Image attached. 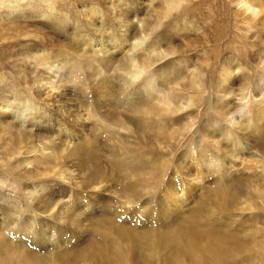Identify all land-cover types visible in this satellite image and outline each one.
<instances>
[{"label": "bare ground", "instance_id": "obj_1", "mask_svg": "<svg viewBox=\"0 0 264 264\" xmlns=\"http://www.w3.org/2000/svg\"><path fill=\"white\" fill-rule=\"evenodd\" d=\"M1 1L4 2L0 0V5H2ZM123 2H125L126 12L133 16H129L131 20L124 13L120 15L118 13L120 19H117L116 14V17H114L116 20H114L113 16L101 12L102 25L100 26L103 28L101 30L96 28L95 25L97 24L95 23L85 26V21L83 24L73 21L74 25L76 24V29H74L76 38L78 34L84 33L83 40L88 42L89 39L90 43L87 44L97 47L98 50L96 51L98 53L93 51L95 54L107 55L121 47L126 49L125 57L127 61L113 68V70L117 69L113 72L118 76L115 81L109 79V77H103L102 81H98L95 75L90 74L88 80L82 81V75H88V72L92 71L94 67L93 61L88 59L85 53L81 55L74 53V57L84 65L82 69L76 64L77 72L72 70L75 65L62 60L63 56L52 55L49 57L47 55V58L42 59L41 64L48 63L49 66L46 65L47 68L49 67V70H46L48 74L44 76L43 73L44 78L36 80L39 85L37 89L39 92L36 91V93L38 96H45L44 102L55 97L60 104L64 101L63 98L74 96L68 90L70 85H73L78 88L76 96L81 97L84 101L87 97L91 98L89 88L95 87V92L102 99L105 107L114 105L116 106L115 109L127 108L132 114L134 113L141 118L148 115V111L152 106L150 98L154 94L156 96L154 100H157L160 104H172L169 94L167 95L168 99L165 101L159 98L160 92H166L164 86L163 89L159 90L156 86V83L157 85L162 84L161 76L159 77L154 73V76L143 78V75H141L149 66L145 62L142 63L136 41L141 34L144 43L147 42L151 28L139 16L138 10L141 8L139 2H136L138 6H135L134 9H130L132 6H130L131 2L129 3L128 0H123ZM81 3H83L86 11L95 13L104 4L102 0H81ZM237 5H241L240 10L243 12L251 13L245 21L248 31L253 30L257 25L264 24L262 4L254 3L252 0H239ZM179 6V0H175L174 9ZM12 9L18 10L17 8ZM7 10L9 11V9ZM53 10L54 7H51L46 10V13L42 9L37 14L27 13L29 18H40L47 22L50 20L47 12L53 13L55 12ZM14 13L15 11L11 12V14ZM59 26L62 27V25ZM131 27L141 28V31L136 33L133 31L131 35ZM118 31H121L119 37L116 36ZM129 36L131 42L129 45L124 46L125 42L129 41ZM93 37L95 41H93ZM46 42L51 43L48 40ZM49 47L51 48L44 46L43 52L53 49L55 45ZM243 59L244 62L239 59L240 62L238 63L226 60L224 64L227 65L222 66L219 71L215 72L218 77L216 84L211 82L210 86L213 89L207 86L204 78L199 80L204 93L209 89L210 92H213V99H216L215 102L217 103L215 106L216 115L228 124L229 131L225 130V132L230 136L223 137L222 134L225 132L221 126H210L204 129L205 133H203L196 127L194 119L189 116L191 122L187 126V132L196 134L200 131L201 136H203L202 140L215 145L222 155L211 151L205 143L207 147H200L198 150L195 147V150H190V153L184 155L187 159L180 158L177 166L175 162H171V158V163L165 160L164 163H168L172 167L171 170L175 178L179 176L178 172H181V183L186 184L179 185L180 180L176 182L173 177V182H169L167 188L163 187L167 189H164V192H166L164 194L161 190L156 193L159 188L157 189L155 186H153L154 188L151 187L152 190H150L147 182L148 178L146 175H142L146 170L140 172L139 168L135 169L136 165L133 166L135 170L130 173L140 172V178H137V176L135 178L138 182L135 183V180L124 177V182H118V179L115 180L118 184L114 188L111 186L112 189L110 190L104 184L109 178L113 184L116 169L119 167L122 170L126 167L124 162L119 161V155L124 150L123 156H131L133 148L123 147V149L120 147L122 145H120L119 139L122 134L131 132L130 126L133 123H130L129 126L128 122L115 118L117 127L113 124L106 127L111 132V136L118 139L117 143L115 142L114 146L110 145L108 150L101 151L95 146L86 147L85 141H83L86 129L84 126L90 122V117L98 116L99 108H92L87 114L83 115L73 114L75 111L71 109L66 116L71 121H65L64 118H57L52 113H47V108L40 107L38 110H43V115L39 114V116L43 119L36 125L40 126L45 123L44 125L54 135V139L48 135L49 139L47 141L38 140L39 136H36L35 131L25 127L26 123L33 122L35 119L32 112L34 102L37 101L15 97L16 95L7 94L6 97L0 93V108L8 110L11 118L18 120L24 126H20L22 128L16 132L15 128H12V131L8 125L0 123L2 150L12 162V165L18 169L20 166L22 167L19 169L22 172V178L28 183L31 182L29 186L31 188L29 193L31 204H29L23 195H17L18 192L6 188V182L0 180V203L3 206L4 219L7 221L0 230V264H264V236H260L261 234L264 235V227L262 229H259L261 227H254V229L249 227L247 230L252 231L245 232V226L241 225L243 220L240 218L249 214V218L259 221L263 217L264 181L260 173L249 176L245 173L244 177L238 179L232 178L234 174L228 175V171L236 167V165L232 166L235 161L241 160L240 163L244 164L246 156L251 154L249 151L253 147V145L246 146L245 135H243V139L242 137L240 139V134L236 135L237 128L241 129L234 112L232 113L236 106L231 109L229 106L231 101L227 100L230 97V84L234 82L236 76L239 78L240 74L249 65L248 59ZM105 66L109 68L107 64ZM134 67H136L134 73L128 72L127 68ZM250 67L254 70L256 68L255 72H257L264 65ZM118 70H123V72L118 73ZM86 82L89 85H86ZM139 82L140 84H138ZM190 95L193 101L197 100L192 94ZM183 104L182 110L189 111L188 106L190 103ZM64 107L61 104L58 106V110L61 109V114H59L61 117L63 116L62 109ZM38 110L34 114H38ZM257 113L259 114L258 119H253L255 128H249L252 134L261 132L264 129V123H262L264 121V107L260 108ZM10 125L15 126V122H11ZM36 125H34L35 128ZM245 128L247 127L243 126L244 130ZM219 137L222 139L218 140ZM4 141L10 145L7 143V147H3ZM89 141L86 144H89ZM38 142L40 143L38 144ZM133 142L135 143V141ZM200 143L203 144L204 142L201 141ZM223 143L231 145V147L225 150L224 145H220ZM174 151L172 149V152ZM192 151H196L198 155ZM103 157L113 160L107 161L109 162V169L99 163V159H103ZM30 158H34L33 162L36 165L45 168L38 169L36 167L38 170L34 168L29 171L30 165L25 162ZM173 158L175 157L173 156ZM229 160H231V163H226ZM70 161L73 162L71 166ZM161 161H164V159H161ZM254 161L260 162V159ZM74 164L78 169L71 171L69 168ZM67 166L69 168H66ZM261 167L263 168L261 173H264V163L261 164ZM214 172L219 174L217 181H214L218 185L212 189L208 185L204 186L205 192H202V194L208 193L207 196L206 194L205 197L197 196L195 186L205 183ZM57 179L59 180L55 183ZM231 180L235 181L232 182ZM40 181L42 183H39ZM154 183L153 178L152 184ZM187 184H190V186H187ZM11 193L13 195H9ZM104 193L108 195L100 197V194ZM155 193L154 197L157 198V201L152 200L155 204L163 206L159 213L155 211L156 206L153 201L147 199L149 195ZM110 196L112 199L109 198ZM192 197H197V200L200 199V201L195 202L197 204H195L196 207L193 206L194 210H192V207H190L192 209L189 208V210H192L189 213L190 216H187L185 222L180 223L177 219L180 218V213H182L180 212L182 205H187L188 200ZM257 199L260 200L257 201ZM145 201L146 203H144ZM132 205H136L142 213L138 212L134 218L126 220L127 213ZM182 214L184 215V213ZM133 219L135 221L131 222Z\"/></svg>", "mask_w": 264, "mask_h": 264}, {"label": "rangeland", "instance_id": "obj_2", "mask_svg": "<svg viewBox=\"0 0 264 264\" xmlns=\"http://www.w3.org/2000/svg\"><path fill=\"white\" fill-rule=\"evenodd\" d=\"M3 1L4 2L1 1L2 5H0V93L6 97L7 94L11 96L16 95L15 97L29 99V101H37L34 102V108L32 112L35 119L33 122L30 121L29 123H26L25 127L27 129H33L36 136H39L38 140L40 139L47 141V139H49L48 135L54 139V135L51 134L49 129H47L48 127L44 125L45 123H43V125L41 124V127L36 125L43 119L40 118L41 116H39V114L43 115V110H38L40 107L47 108L49 110H45L47 113H52V115L57 118H64L65 121H71V119L66 117L69 110L71 109L75 111H72L73 114L79 113L83 115L87 114L92 108H99L100 110L98 112V116L90 117V122L86 123L84 126L86 129L84 136L85 138L83 141H85L84 143L86 147L95 146V148H98V150L101 151L108 150L110 145L114 146L115 142L118 140L111 136V132L108 131V128L106 127L112 124L117 127V120H115V118H120L122 121L128 122L129 126L130 123H133L132 125L135 128L131 125V132L128 134H122L119 139L120 145H122L120 147L133 148L132 154L131 156L125 157L123 156V150L122 154L119 155V161L124 162L126 167L122 170H120L119 167L116 169L117 172H114L113 184L111 183L110 178V180L108 179L106 183H104L107 185L108 190L112 189L110 188L111 186L114 188L118 182H124L125 178H129V180L133 181L135 180L136 176L137 178H140V172L146 170V172H144L142 175H146L148 178L149 181L147 180V182L150 190H152L151 187L154 188L153 186H155L157 189L159 188L156 193H159L161 190L164 194L166 192H164L165 188L163 187L168 186L169 182H173V177L174 180L176 179V182H178L180 179L182 180V173L178 172L179 176L175 178V175H173V171L171 170L172 167L169 166L168 163L164 162H175L177 166L179 164L178 160L180 158L187 159L184 155H186L188 152L190 153V150H195V147L196 150H198L200 147L208 146L211 151L217 153L218 155H222L215 145H212L209 142L206 143L204 140H202L203 136H201L200 131L205 133L204 129H207L210 126H221L225 132V130L229 131V126L216 115L215 106L217 103L215 102L216 99H213V92H210L209 89V91L204 93L202 91V87H200L201 85L199 80L204 78L206 80L207 86L213 89L210 86L211 82L216 84L218 77L215 72L219 71L222 66L227 65L224 64L226 60L236 61V63H238L240 60L244 62L243 58L248 59L249 65L247 66V69L242 74H240L239 78L236 76L234 82L230 84V97H228L227 100L229 102L231 101L229 105L231 109L233 106H236V108L232 110V113L234 112L236 121L241 128H237L235 131L236 135L238 136L240 134V139L241 137L243 139V135H245L246 146L249 147L253 145V147H251L252 150L249 151L251 154L246 156L244 164L240 163L241 160H238L237 162L235 161V164H232V166L236 165V167L229 170L228 175L234 174L233 177H230H235L238 179L240 177H244L245 173L247 176L260 173V176L264 181V173H261L263 170L261 164L264 163V129H262L261 132H256L255 134L250 133L249 130V128H255L253 119H258L259 114L257 111L264 107V67L257 72H255L257 70L256 68L254 70L250 67L264 65V24L257 25L253 30L248 31L245 26V21L251 13H246L240 10L241 5H237L239 0H179L180 6L176 9H174L175 0H128L129 3L131 2L130 6H132L130 9H134L135 6L137 7L138 3L136 2H139V7H141L138 10L139 16L149 25V28H151L149 31L150 36L147 39V42L144 43L143 36L141 34L136 41L137 49L140 50L139 57H141L142 63L145 62L149 66L141 75H143V78L154 76V73L159 77L161 76L162 84L157 85L156 83V86L158 87V90L164 86L166 92H160L161 95L159 98H162L165 101L168 99L167 95L169 94L172 102V104H160V102L154 100L156 99L154 98L156 97L154 94V96H152L153 98H150L152 106L145 118L138 117L134 113L132 114L127 108L115 109L114 107L116 106L114 105H110L111 107H105L102 99L97 96L95 87L89 88L91 98L89 99L87 97V99L84 101L81 97L76 96V90L78 91V88L70 85L71 88L69 87L68 90L71 91V94L74 96H71V99L65 97L66 99L63 98L64 101L60 103L61 105L65 106L62 109V117L59 115L61 114V109L58 110V106H60V104L55 97H52L48 99L47 102H44L45 96H38L36 93L39 86L36 83V80L44 78L43 73L44 76L48 74L46 72V70L49 68H47V66H49L48 63L45 65L41 64L42 59L47 58V55H49V57L52 55L63 56L62 60H65V62L68 64L75 65L72 70L77 72L76 64L82 69L84 68V65L74 57V53H78L79 55L85 53L86 57L93 61L92 63L94 64V67L92 68V71L88 72V75H82L83 78L81 76L82 81L88 80V76L90 75H95L98 78V81H102L103 77H109V79L115 81L118 76L113 72L117 69L113 70V68L127 61L125 57L126 49L121 47L120 49L110 52L107 55L95 54L93 51L98 50L97 47L89 46L87 44L90 43L89 39L87 40L88 42L83 40L84 33L78 34V37L76 38V33L74 32V29H76V24L74 25L73 21H77L79 24H83L85 21V26L95 23L97 24L95 25L96 28L101 30L103 29L100 26L102 25L101 12L104 14L106 12L107 15L113 16V19L116 17V14L117 19H120L119 15L121 13H124L127 17H133L129 12H126V6L124 5L125 2H123V0H102L104 4L99 7L100 9H98L96 13L88 10L86 11V8L83 7L84 5L81 3V0ZM252 1L254 3L258 2L259 4H262L264 8V0ZM51 7H54L55 12H47L50 16V20L47 22L40 18H29L27 13L33 12L34 14H37L41 12V9L44 13H46V10L50 9ZM12 8H17L18 10H14ZM7 9H9V11ZM13 11H15V13L11 14ZM21 17L24 18L21 19ZM72 17L74 18L72 19ZM131 17H129L130 20ZM53 22L54 24H52ZM131 22L133 23V21ZM59 25H62V27ZM130 31L132 35L133 31L136 33L137 31H141V28L131 27ZM120 35L121 31L116 32L117 37ZM92 39L95 41L94 37ZM46 40L50 41L51 43H47ZM130 42L131 38L129 36V41L125 42L124 46L129 45ZM50 45H55V47L43 52L45 49L44 46L51 48L49 47ZM96 53H98V51H96ZM105 64H107L109 68L106 67ZM136 67L127 68V70L130 73H134L133 71H136ZM160 68L162 69L159 70ZM122 72L123 70H118V73ZM85 84L89 85L88 82ZM138 84H140V82ZM256 88L259 90H254ZM190 94L196 97L197 100L193 101V98H191ZM183 103H190L188 106L189 111L182 110L184 105ZM36 105L38 106L36 107ZM36 110L39 111L38 114H34ZM132 115H134L135 118ZM189 116L194 119L196 127H198L200 130L196 134H192L193 132H187V126H189L191 122V118ZM261 118H263V116H261ZM0 119V123L8 125L9 129L12 131L15 128L17 132L20 128L24 127L21 122L11 118L10 112L6 109L0 108ZM64 120L63 122L65 123ZM149 120H151V122H149ZM11 122H15L16 127H12V125H10ZM262 123H264V121ZM34 125L37 127L35 128ZM243 126H246L247 128L244 130ZM226 133L227 132L222 134L223 137L230 136V134ZM109 136L111 137L109 138ZM132 139H135L133 141H135L136 145ZM221 139V137L218 138V140ZM88 141L89 144H86ZM201 141L204 143L201 144ZM7 143L8 142L4 141L2 146L7 147ZM39 143L40 142H38V144ZM220 145H224L223 148L225 147V150L226 148L231 147V145H225L224 143ZM172 149L175 151L172 152ZM192 152L198 155L196 151ZM173 156L175 158H173ZM161 159H164V161H161ZM257 159H260V162L254 161ZM28 160L25 163L30 165L31 169L29 168V171H32L34 168L35 170L45 168L44 166L36 165V163L33 162L34 158H30ZM109 160L112 159L103 157V159H99V163L104 165L105 168L109 169V162H107ZM226 163H231V160ZM69 164L71 166L73 162L70 161ZM135 165V169L139 168L140 172L130 173L132 170H135L133 169ZM36 167H38V169H36ZM21 168L22 167L20 166L19 169ZM66 168L69 167L67 166ZM19 169L12 165V162H10L8 157L5 156L0 143V180L8 183H5L6 188L18 192L17 195H23L26 201L31 204L29 194L31 191V188H29L31 182L28 183L22 178L23 175ZM69 169L71 171L77 170L78 167L74 164ZM153 173H155V175H153ZM215 173L217 172H214L212 176L207 179L208 182L206 181L202 185L199 184L195 186L197 196L199 195L205 197V194L207 196L208 193H205L204 195L202 194V192H205V189H203L204 186L208 185V187L210 186L209 188L212 189L218 185V183L215 184L214 181H217L216 179L219 177V174ZM153 178L155 182L154 184H152ZM58 180L59 179H57L55 183H57ZM181 180L178 182V184L185 185L186 183H181ZM231 181L234 182L235 180ZM136 182L138 181L135 180V183ZM39 183H42V181ZM187 186H190V184H187ZM156 193L154 195H149L147 199L150 201H157V198L154 197ZM9 195H13V193ZM104 195L107 196L108 194H100V197ZM109 198L112 199L111 196ZM194 198L195 197H192L190 200H188L187 205H182L183 207L181 208L180 212L184 213L185 216L180 213L179 217L181 219H177L180 223L185 222L186 218H188L187 216H190L189 213L195 209L193 206L196 207L195 204L200 201V199L197 200V197L195 199ZM259 200L260 199H257V201ZM146 201L144 203H146ZM155 206V211L158 213L161 212L163 206H159L157 204H155ZM189 208L192 210H189ZM138 212L140 211L138 210L137 206L132 205V208L127 213L126 220L134 218ZM3 215V206L0 203V223L2 224H0V230L6 221ZM263 217L259 219V221H254L251 219V217L249 218V214L248 216H241L240 218L243 220L241 221V225L245 226V232L252 231L247 230L249 227L253 229L254 227H261L259 229H262V227H264V225H262L264 224ZM134 221L135 220L133 219L131 222ZM260 236L264 235L261 234ZM256 238L259 239L257 236Z\"/></svg>", "mask_w": 264, "mask_h": 264}]
</instances>
